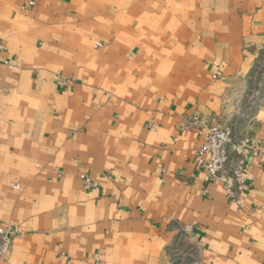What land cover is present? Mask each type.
<instances>
[{"label": "crops", "instance_id": "crops-1", "mask_svg": "<svg viewBox=\"0 0 264 264\" xmlns=\"http://www.w3.org/2000/svg\"><path fill=\"white\" fill-rule=\"evenodd\" d=\"M0 43V264H264V153L230 199L189 124L264 146V0H0Z\"/></svg>", "mask_w": 264, "mask_h": 264}, {"label": "built area", "instance_id": "built-area-1", "mask_svg": "<svg viewBox=\"0 0 264 264\" xmlns=\"http://www.w3.org/2000/svg\"><path fill=\"white\" fill-rule=\"evenodd\" d=\"M3 49L0 43V55ZM6 64L9 65L7 62ZM55 80L60 88H64L68 82L61 76H56ZM189 124L197 128L202 136V144L196 150L195 163L205 171V181L222 182L227 196L235 199V191L247 185L244 177V171L248 167L246 157L252 152L263 154L264 146L252 137L237 140L232 128L216 116L195 113ZM83 178L87 183H91L89 179ZM183 232L190 240L197 241L194 225L184 226ZM19 234L17 227L0 221V261L11 251L13 241Z\"/></svg>", "mask_w": 264, "mask_h": 264}, {"label": "rangeland", "instance_id": "rangeland-1", "mask_svg": "<svg viewBox=\"0 0 264 264\" xmlns=\"http://www.w3.org/2000/svg\"><path fill=\"white\" fill-rule=\"evenodd\" d=\"M254 75H257L256 84H257V87H259L258 84L260 83L261 78L264 75V52L261 55V57H260V59L258 61V64L256 65V70H255V74Z\"/></svg>", "mask_w": 264, "mask_h": 264}]
</instances>
